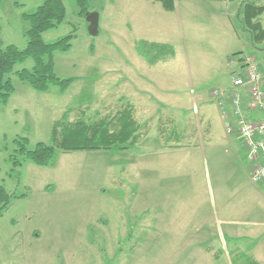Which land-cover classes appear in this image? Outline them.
<instances>
[{
    "label": "rangeland",
    "instance_id": "obj_1",
    "mask_svg": "<svg viewBox=\"0 0 264 264\" xmlns=\"http://www.w3.org/2000/svg\"><path fill=\"white\" fill-rule=\"evenodd\" d=\"M61 1L66 18L42 41L73 36L68 52L53 55L55 76L72 83L66 91H34L15 75L32 68L28 59L8 75L15 91L0 105V186L13 196L0 218V264H247L222 252L223 241L228 248L234 241L220 237L218 223L222 206L236 208L245 178L236 159L210 147L207 118L192 108L205 95L214 111L210 143L227 135L243 149L212 93L230 86L246 56L264 74V41L251 44L238 11L264 0H179L174 12L150 0H91L96 36L75 1ZM42 2L1 0L2 48H25L30 25L23 15ZM258 21L264 26V14ZM141 40L171 46L174 58L149 67L135 50ZM128 101L147 132L128 150L60 151L48 167L17 152L18 140L28 150L49 144L53 123L67 111L70 123L81 112L95 123ZM165 116L182 133L176 141L167 136V146L159 133Z\"/></svg>",
    "mask_w": 264,
    "mask_h": 264
},
{
    "label": "trees",
    "instance_id": "obj_2",
    "mask_svg": "<svg viewBox=\"0 0 264 264\" xmlns=\"http://www.w3.org/2000/svg\"><path fill=\"white\" fill-rule=\"evenodd\" d=\"M78 8L79 16L85 17L89 12L91 0H74ZM159 3L166 12L175 11V2L179 0H150ZM218 2H234L235 0H207ZM1 3V0H0ZM243 22V31L249 34L251 44H260L264 41V30L258 18L264 14V4L253 2L244 3L240 10ZM66 18V11L61 0H43L42 4L32 14L23 15V19L29 23L27 30L26 46L18 49L13 45L2 48L0 45V105L8 103L14 94V86L8 78L14 67L31 59L33 66L30 70H20L15 73L18 80L28 84L34 91L45 93L52 85L66 91L72 83L70 79L61 80L55 76L53 55L56 52H68L71 48L73 36L69 35L53 44H45L42 34L61 25ZM135 50L149 67L170 61L174 58V50L167 44L150 41L135 42ZM82 114L74 122L70 123L68 117L70 111L63 114L59 121L52 125L49 144L38 143L33 150L26 148L27 141L18 140L17 152L19 156L27 159L38 167H48L58 157L59 152L71 151H114L121 152L136 146L147 135L135 117L134 107L130 104H122L116 111L103 117L95 123H87ZM170 123V124H169ZM170 120L160 121V135L165 139L167 146L169 138L179 140L182 133L175 128V123ZM175 132H172V130ZM166 137L163 138V135ZM178 147L180 142H175ZM13 196L8 194L3 186H0V218L9 209ZM247 264H257L249 260Z\"/></svg>",
    "mask_w": 264,
    "mask_h": 264
},
{
    "label": "crops",
    "instance_id": "obj_3",
    "mask_svg": "<svg viewBox=\"0 0 264 264\" xmlns=\"http://www.w3.org/2000/svg\"><path fill=\"white\" fill-rule=\"evenodd\" d=\"M247 2L255 3L254 1ZM242 5L243 3L241 6ZM176 8L177 1L175 2V10ZM260 24L264 30V26L261 22ZM198 103L200 108L194 103L192 112L194 111L193 113L195 114L201 112L202 116L207 118V128L205 132H208L206 137H209L208 143L210 147L212 148L215 144L216 147L223 150L224 154L231 155L234 159H236L234 161L240 164L242 176L245 178L244 184H241L240 186L237 185V193L239 197L236 208L232 209L227 208L226 206L221 207V214H223L224 218L222 220H218L220 237L222 236L224 239L225 236H227L230 241H234L230 248H228L225 241H223L222 252L227 255V257L233 254L236 255V257H246L247 260H254L257 264H264V181L260 184L251 183L250 165L246 160L245 151L237 145L236 139L226 135V137L221 139L220 142L210 143L212 124L209 121V116L213 115L214 111L210 109L211 106L208 104L210 102L206 100L205 95H201L198 98ZM127 104L134 107L136 117L135 105L129 101ZM178 114H180V112H178ZM221 118L224 120L223 116ZM253 118L257 120L263 119V117L258 114L253 115ZM165 119L170 120L173 123L176 122L175 118L171 116H167ZM177 125H179V122ZM243 162H245V165H243ZM36 238H40V236L36 235Z\"/></svg>",
    "mask_w": 264,
    "mask_h": 264
},
{
    "label": "built area",
    "instance_id": "obj_4",
    "mask_svg": "<svg viewBox=\"0 0 264 264\" xmlns=\"http://www.w3.org/2000/svg\"><path fill=\"white\" fill-rule=\"evenodd\" d=\"M228 134L237 136L250 165V181H264V76L257 61L246 56L232 73L230 86L213 91ZM258 114L263 119L257 120Z\"/></svg>",
    "mask_w": 264,
    "mask_h": 264
},
{
    "label": "water",
    "instance_id": "obj_5",
    "mask_svg": "<svg viewBox=\"0 0 264 264\" xmlns=\"http://www.w3.org/2000/svg\"><path fill=\"white\" fill-rule=\"evenodd\" d=\"M86 21L88 23V33L91 36H96L98 34V14L97 13H87Z\"/></svg>",
    "mask_w": 264,
    "mask_h": 264
}]
</instances>
